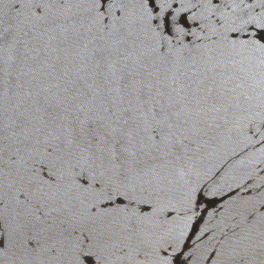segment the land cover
<instances>
[{
  "label": "water",
  "instance_id": "obj_1",
  "mask_svg": "<svg viewBox=\"0 0 264 264\" xmlns=\"http://www.w3.org/2000/svg\"><path fill=\"white\" fill-rule=\"evenodd\" d=\"M0 264H264V0H0Z\"/></svg>",
  "mask_w": 264,
  "mask_h": 264
}]
</instances>
